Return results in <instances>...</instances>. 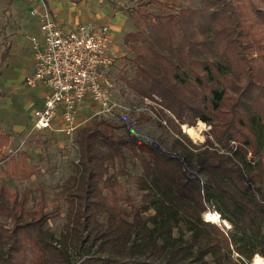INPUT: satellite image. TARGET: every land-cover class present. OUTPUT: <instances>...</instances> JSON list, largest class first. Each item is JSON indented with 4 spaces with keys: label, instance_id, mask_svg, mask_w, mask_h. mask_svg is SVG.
Instances as JSON below:
<instances>
[{
    "label": "trees",
    "instance_id": "16d2710c",
    "mask_svg": "<svg viewBox=\"0 0 264 264\" xmlns=\"http://www.w3.org/2000/svg\"><path fill=\"white\" fill-rule=\"evenodd\" d=\"M170 1L174 10L143 11V26L124 37L135 53L134 77L124 81L174 116L176 137L156 144L118 135L123 125L97 117L78 130L59 233L44 203L29 209L27 192L0 181V264H252L264 257V0ZM198 121L212 127L213 141L197 145L183 133L181 126ZM11 144L12 135L0 136V151ZM130 164L141 170L136 183L148 201L128 211L118 189ZM8 167L26 180L38 170L26 153L10 156ZM210 210L230 228L205 221Z\"/></svg>",
    "mask_w": 264,
    "mask_h": 264
},
{
    "label": "rangeland",
    "instance_id": "374dc122",
    "mask_svg": "<svg viewBox=\"0 0 264 264\" xmlns=\"http://www.w3.org/2000/svg\"><path fill=\"white\" fill-rule=\"evenodd\" d=\"M34 1L0 0V104L7 103L8 99L13 101L12 114H9L8 110H3L0 105V120L2 121V123L0 122V131H6V129L11 131V127L5 125L7 116L11 118V121L15 122L16 120L17 124L31 130L34 126V114L41 106L38 98H34V94L39 95V89L33 92L24 85L23 81L32 67L34 48L30 39L35 38L39 43H41V37L43 39L41 29L36 22L31 25L28 23L27 27L22 23L23 19L28 21L36 18L31 14V10L36 8ZM36 1L43 8L49 9L44 0ZM72 1L106 4L112 9L114 16L118 14L117 33L121 47L120 53L115 55V62L106 77L105 84V88L111 94L113 104L120 107L114 108L110 113L103 112L92 101L85 103L83 109L81 108L82 123L84 124L80 129L91 126L93 119L97 117L123 125V129L116 131L118 135L134 136L156 144L160 137L167 143H171L172 138L176 136L169 119L175 121L174 116L167 110L163 113L158 103L134 94L124 81L125 77L133 78L135 70V53L124 44V37L128 33L137 31L139 26H143V11L174 10L171 1L157 0L153 3H149V0ZM181 4L186 7L197 6L196 0L182 1ZM128 9L133 10L134 17L129 16L126 11ZM37 20L40 24V20L38 18ZM6 45L10 47L11 55L8 60L3 62L2 53ZM14 84L18 86L17 92L11 91V85ZM175 122L177 123V121ZM192 128L184 130L181 126L183 133L187 134L194 144L202 145L207 140L213 141L211 126L198 121L197 125ZM21 135H15L18 137L11 147L0 152V181L8 183L11 190H17L20 193L27 192L30 198L29 209H35L38 207L37 205L40 207L44 203L46 211L53 213L50 227L59 233L63 228L68 207L66 190L73 187L77 172L76 163L79 160V152L75 144L77 134L71 135L58 131L36 133L24 145L21 143L22 140L19 141ZM22 153L28 154L29 164L38 168L37 173L29 180L13 177L9 172L8 158L14 155L20 159ZM128 173L129 175L120 178L122 186L118 189V194L123 207L130 211L131 205L140 207L147 203L148 198L136 183L137 177L141 174L140 168L130 164ZM206 214L203 215L205 221ZM226 223L229 225L228 222ZM214 224L226 225L223 220L221 223ZM254 260L252 264H255Z\"/></svg>",
    "mask_w": 264,
    "mask_h": 264
},
{
    "label": "built area",
    "instance_id": "2783aa9c",
    "mask_svg": "<svg viewBox=\"0 0 264 264\" xmlns=\"http://www.w3.org/2000/svg\"><path fill=\"white\" fill-rule=\"evenodd\" d=\"M31 14L40 20L43 42L30 39L34 72L25 78L24 85L31 89L44 87L48 91L44 107L34 114L32 133L52 130L74 135L84 124L79 120V110L87 100L98 104L103 112L112 113L118 107L105 88L106 77L115 62L111 52L112 29L109 25L82 24L66 30L47 8ZM58 117L63 122L60 128L54 127ZM207 215H217L219 220L206 219L207 222L222 221L215 210Z\"/></svg>",
    "mask_w": 264,
    "mask_h": 264
},
{
    "label": "crops",
    "instance_id": "0c3cea01",
    "mask_svg": "<svg viewBox=\"0 0 264 264\" xmlns=\"http://www.w3.org/2000/svg\"><path fill=\"white\" fill-rule=\"evenodd\" d=\"M44 1H45V4L49 7V10L52 11L56 15V19L58 20L59 24L66 30H74L75 28H77L79 25H82V24H89V25H96V26L109 25L112 29V34H113V46H112L111 52L114 56L120 53L121 47H120L118 33H117V22H118L119 17H118V14L114 16L112 9L108 5L106 4L101 5L98 2L94 4H90V3H86V1H83L81 3H76L75 1H72V0H44ZM34 2H36V8L31 10V12L34 10L43 9V7L39 5L38 1L35 0ZM35 22L38 24L39 29H40V24L37 18H32V19H29L28 21L23 19L22 21L25 27ZM42 42H43V39L41 37V43ZM10 55H11V51H10ZM33 55L34 53H32V61H31L32 67L30 69V72H27L28 76L34 72ZM11 84H13V82H11ZM11 86H12L11 91L17 92L18 86H16L15 84ZM29 89L32 90L33 92L39 89V95L34 94V98L35 99L38 98V100L41 103V106L38 109H42L44 107L48 91L44 87H38L36 89L29 88ZM90 101L92 100H87L85 103L90 102ZM84 104L80 107V110H79L80 122H82L81 108L83 109ZM0 105L3 110H8L9 114H12L11 113L12 112L11 106L13 105L12 99H8L7 103H1ZM96 105L100 107L98 104ZM0 122L2 123L1 120ZM17 123L18 122H16V120L15 122H13L11 121V118H8L7 116L5 125L7 127H11V131L7 129L6 131H0V136L6 135V134L12 135V143H13L14 141H16L18 137L15 135L22 134L19 141L22 140L21 143H27L29 139L36 133H32L33 128L31 130H28L27 127L21 126L20 124H17ZM62 125H63V122L61 118L58 117V119L54 122V127L60 128L62 127ZM45 132H54V131L49 130ZM37 133H44V132H37ZM6 149L7 148H4L2 151Z\"/></svg>",
    "mask_w": 264,
    "mask_h": 264
},
{
    "label": "bare ground",
    "instance_id": "6f19581e",
    "mask_svg": "<svg viewBox=\"0 0 264 264\" xmlns=\"http://www.w3.org/2000/svg\"><path fill=\"white\" fill-rule=\"evenodd\" d=\"M206 219L208 221H213V222H215L216 220L219 221L217 215L213 216V215H207L206 214ZM254 262H255V264H264V259L261 256L258 255V256L255 257Z\"/></svg>",
    "mask_w": 264,
    "mask_h": 264
},
{
    "label": "water",
    "instance_id": "95a60500",
    "mask_svg": "<svg viewBox=\"0 0 264 264\" xmlns=\"http://www.w3.org/2000/svg\"><path fill=\"white\" fill-rule=\"evenodd\" d=\"M230 228V227H229Z\"/></svg>",
    "mask_w": 264,
    "mask_h": 264
}]
</instances>
